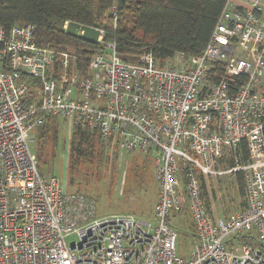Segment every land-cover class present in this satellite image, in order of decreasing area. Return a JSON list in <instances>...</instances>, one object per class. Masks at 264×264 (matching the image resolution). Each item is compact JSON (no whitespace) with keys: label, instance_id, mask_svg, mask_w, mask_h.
<instances>
[{"label":"built area","instance_id":"obj_1","mask_svg":"<svg viewBox=\"0 0 264 264\" xmlns=\"http://www.w3.org/2000/svg\"><path fill=\"white\" fill-rule=\"evenodd\" d=\"M99 32L79 78L31 25L0 27V264H264V0H227L202 53H177L175 66L151 53L124 63ZM46 117L150 157L152 221L98 218L92 199L42 175L29 145ZM224 159L242 174L244 207L215 218L196 171ZM181 210L194 229L187 259L170 225Z\"/></svg>","mask_w":264,"mask_h":264},{"label":"trees","instance_id":"obj_2","mask_svg":"<svg viewBox=\"0 0 264 264\" xmlns=\"http://www.w3.org/2000/svg\"><path fill=\"white\" fill-rule=\"evenodd\" d=\"M227 0H0V27L31 25L36 44L55 56L67 53L76 61L78 77L86 75L88 63L100 52L90 45L64 34V26L73 22L101 30L103 41L115 44L118 57L127 64H136L144 53H151L161 66L177 53L199 56L213 31ZM46 117L34 128L37 136L35 157L38 168L50 172L52 151L57 140V123ZM66 160V179L69 189H80L90 181L98 182L101 168L107 164L106 143L96 132L77 123L70 130ZM246 159V151H243ZM150 157L133 160L135 180L146 175L145 165ZM139 163H141L139 165ZM229 170L234 168L228 162ZM101 170V171H100ZM104 170V169H103ZM49 176V175H48ZM130 182H134L132 175ZM243 199L242 174H234ZM79 181V182H77ZM66 187V188H67ZM68 190V189H67ZM206 199L204 188L201 187ZM84 195L85 192H73ZM207 202V201H206ZM227 218L225 216H219Z\"/></svg>","mask_w":264,"mask_h":264},{"label":"rangeland","instance_id":"obj_3","mask_svg":"<svg viewBox=\"0 0 264 264\" xmlns=\"http://www.w3.org/2000/svg\"><path fill=\"white\" fill-rule=\"evenodd\" d=\"M70 54L72 55V51H70ZM163 66H175L174 59H169ZM56 123L58 124L57 140L52 151L50 172L47 174L40 167L43 175H52L59 179L64 183L65 189H68L67 193L69 194H74L73 192L75 191H86L88 198L95 203L98 218L126 214L145 221H152L153 208L157 196V183L154 177L153 164L148 162V165H145L144 171L146 175H143L139 180H135L131 167L133 160L141 161L147 155L140 152H121L114 148L111 149L108 144H105V153L108 155V159L107 164L101 168L102 171L100 170V180L98 182L90 181L87 186H82L80 189H69L66 186L65 173L70 128L62 119H56ZM30 137L31 143L29 147L35 153L37 136L32 133ZM227 160L220 161L211 174L196 171L206 195V199L203 196L204 201L215 218H218L219 215L231 216L239 208L241 209L243 205L242 196L234 174L229 171ZM130 175H132L134 182H130ZM170 225L177 233L176 255L187 259L194 244L192 236L193 224L187 211L181 210L175 215L172 214L170 216ZM74 241V235L66 239L67 245L73 244Z\"/></svg>","mask_w":264,"mask_h":264},{"label":"water","instance_id":"obj_4","mask_svg":"<svg viewBox=\"0 0 264 264\" xmlns=\"http://www.w3.org/2000/svg\"><path fill=\"white\" fill-rule=\"evenodd\" d=\"M64 34L70 38L77 39L81 42L97 45V39L100 32L98 29L92 27L82 26L73 22H69L64 27Z\"/></svg>","mask_w":264,"mask_h":264},{"label":"crops","instance_id":"obj_5","mask_svg":"<svg viewBox=\"0 0 264 264\" xmlns=\"http://www.w3.org/2000/svg\"><path fill=\"white\" fill-rule=\"evenodd\" d=\"M71 130V129H70ZM69 135H70V132H69ZM204 199V198H203ZM204 203H205V201H204ZM205 205L207 206V204L205 203ZM208 208H209V206H207ZM210 209V208H209ZM240 209V208H239ZM212 214V213H211ZM126 215V214H125ZM213 215V214H212ZM220 216V215H219ZM218 216V217H219ZM229 217V216H228ZM190 218V217H189ZM192 232H193V234H192V236H193V238H194V229L192 228Z\"/></svg>","mask_w":264,"mask_h":264}]
</instances>
